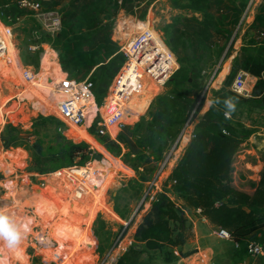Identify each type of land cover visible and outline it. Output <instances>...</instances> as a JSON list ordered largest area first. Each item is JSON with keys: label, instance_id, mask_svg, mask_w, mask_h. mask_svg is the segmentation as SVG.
<instances>
[{"label": "rangeland", "instance_id": "rangeland-1", "mask_svg": "<svg viewBox=\"0 0 264 264\" xmlns=\"http://www.w3.org/2000/svg\"><path fill=\"white\" fill-rule=\"evenodd\" d=\"M43 1V7L48 8L50 2ZM91 1L89 0V3ZM20 2L21 0H2L0 10H7L4 23L12 30L20 50L23 66H31L30 62L35 58L38 50L41 51L40 58L42 59L47 46L52 47L60 57L61 52L57 50L53 42L56 36L64 30L65 22L68 21L64 20V16L66 14L75 16L77 9L83 3H78L79 0L78 2L66 1L56 10H51L57 11L62 21L61 30L53 34L43 28L35 11L21 7ZM125 2L126 0H118L117 7L114 6L115 10L110 12V16L112 15L110 20L103 21L97 26V28L103 27L99 33L108 36L118 47V52L113 56L119 59L117 73L113 77L111 75L102 78L100 70L107 67L109 63L107 61L99 66L90 67L89 72H82L77 77H71L76 81L81 78V81L92 82L99 105H103L111 95L113 86L126 64L123 47L133 41L138 34L149 29L161 38L164 43L159 41L162 51L166 55L168 51L171 52L177 63L175 64L172 58L173 65H176L174 75L180 69V64L178 56L168 45L173 24L176 19L182 18L176 27L177 32L187 35L195 30V27H192L193 24L185 20L191 19L194 13L174 7L171 0H132L131 4H125ZM196 16L200 17V15ZM258 18L259 21H257ZM71 30L68 28V31ZM92 33H95V30ZM248 33L254 36L255 42H264V0H250L247 8L240 15L232 38L229 41L221 39L219 47H212L213 54L221 48L224 51L220 57L213 55L215 59L213 63H216V66L213 70H209L210 76L203 72L199 86L187 85L183 88L185 92H188L186 95H189V101L185 100L188 110L184 125L192 121L187 131L188 134L193 133L199 127L205 128L206 115L213 107L207 101L218 97L215 92H221L223 95L221 89L231 70V62L241 51L243 36ZM32 46L38 49L32 51L30 50ZM95 49L96 46L92 48V51ZM84 51L90 52V49L86 47ZM51 57L55 55L49 51L43 58L44 69L41 70L42 74L37 83L27 87V89H33L37 96L21 93V97H27V99L16 114H10L8 111L13 109L14 101L8 103L6 107L5 104L25 88V84L19 79L10 81L7 77L0 76L1 140L4 142L5 138L8 141L16 139L14 140L15 146L8 149L11 152L7 154L11 157L10 164L15 168V172L0 168V205H6L8 212L22 226H26L24 239L17 248L10 250L0 245V264H115L119 257L131 247L140 245L135 241V235L143 217L151 207L149 202L162 191V185L189 145L188 138L185 139L184 144L180 141L186 126H183L175 142L167 145L162 161L156 162L150 156L151 151L149 150L140 157L129 156L125 148L120 156L112 155L84 128L69 129L54 115L56 109L43 97L44 86L47 87L46 93H50L53 86V83L45 85V80L49 81L54 78L59 80V75L52 74L49 70L53 65L57 66L54 67L55 69L59 66L52 61L49 62ZM213 66L209 62L203 67L209 69ZM212 71H214L213 74ZM167 83L160 88L148 78L144 79L143 90L129 101L136 105L140 115L139 118L133 119L135 122L131 127H135L138 123L146 124L150 119L149 107L152 101L173 89V86ZM36 86H40L39 92L35 91ZM132 90L136 89L132 88ZM47 100L55 106L53 103L55 100L50 98ZM190 101H193L192 105L189 104ZM196 102H198L197 106ZM200 104H202V109L197 111ZM6 113L9 114V118L4 116L2 119ZM263 115L261 110L246 107L239 109L236 105L235 116H233L234 121H240L248 128H251L252 124L257 125V128H253L254 134L241 145L234 165V186L247 193L254 191L264 167ZM41 118L47 119V123L43 125L46 127L35 128L36 121ZM142 118H146L145 121ZM5 120L7 122L2 125ZM58 127L68 139L76 143H86L91 151L102 154L103 159L97 161L92 158L85 166H74L60 172L41 175L39 171L47 163L38 162L39 159L35 156L33 146L35 143H40L44 150L48 151L56 143L54 131ZM121 130L122 128L112 130L110 137L115 139ZM110 157L118 161L113 162ZM104 161L111 163L105 166V172H110L109 177L105 182L98 184V188H95L96 185L94 190L93 187H87V190H90L89 194L77 199L75 192H79L77 190L81 189L82 184L78 185L77 180L74 181L70 169L88 166L90 170L92 168L97 170L101 168L97 163ZM74 174L81 177L80 172ZM10 181L17 182L12 191L6 188L7 182ZM142 181L148 182L143 184ZM175 202L183 207L193 224L191 238L181 246L168 248V251H172L177 258L175 262L166 263L165 252L162 250H149L140 256L139 264H264L262 258L254 259L243 251L233 252V243L220 239L216 234L218 228L211 225L201 213L184 206L178 200Z\"/></svg>", "mask_w": 264, "mask_h": 264}, {"label": "trees", "instance_id": "trees-1", "mask_svg": "<svg viewBox=\"0 0 264 264\" xmlns=\"http://www.w3.org/2000/svg\"><path fill=\"white\" fill-rule=\"evenodd\" d=\"M66 1L78 2L48 0L49 7L45 9L56 10ZM171 1L174 7L194 13L191 19L185 20L195 27L193 33L185 35L176 30L182 18L176 19L173 24L168 45L178 56L180 64V69L167 83L173 86V89L152 101L149 107L150 119L146 124L138 123L135 127H125L115 139L109 135H101L96 127L89 130V134L112 155L120 156L125 148L129 156L140 157L149 150L150 156L156 162L162 161L167 145L175 142L187 124L184 125V118L188 110L186 102L189 101V95H186L188 92L183 88L187 85L199 86L203 72L210 76L209 70L216 66V63H213V55L220 57L224 51L221 48L213 54L212 47H219L221 39L229 41L232 38L240 15L250 0ZM131 2L132 0H126L125 4ZM78 3L83 5L77 9L75 16H64V20L68 21L53 42L61 52L59 61L62 69L70 78L77 77L82 72H89L90 67L109 61L107 67L101 68L104 66L102 65L99 68L102 78L111 75L113 77L119 69V59H115L117 56L113 57L118 52V47L108 36L99 33L103 27L97 26L110 20V12L115 10L114 6L117 7L118 0H92L91 3L89 0H79ZM6 11L0 10L3 21ZM68 28L72 30L68 31ZM93 30L95 33H92ZM95 46L96 49L92 51ZM86 47L90 52L84 51ZM40 55L41 51L38 50L30 62L36 69L40 68ZM209 62L214 66L205 69L203 66ZM110 65L112 67H109ZM240 71L248 72L257 79L252 98H242L231 90L232 83ZM221 90L223 95L221 92H215L217 98L222 100L232 96L237 101V108L258 109L264 113V42H255L251 33L243 36V47L232 60L231 70ZM94 94L97 100L95 91ZM189 104L192 105L193 101ZM197 104L198 102L196 106ZM201 105L197 111H201ZM223 112V104L213 106L206 115L205 128L199 127L194 131L195 137L189 142L169 178L162 185V191L149 202L151 207L135 235V241L140 245L131 247L115 264H139L140 256L149 250L164 251L166 263L177 260L168 248L185 244L191 238L193 224L183 207L176 204V200L186 207L200 210L202 216L212 225L229 232L235 253L243 251L248 255V242H264V167L253 193L244 192L234 186L236 157L243 142L254 134L253 128H257V125L252 124L251 128H248L242 122L234 121L235 112L232 113L231 119L225 118ZM145 119L142 118L144 121ZM45 123L47 119L41 118L36 121L34 127L45 128ZM54 134L56 143L48 151H45L40 143L33 146L38 162L47 163L40 169L41 175L74 166H85L92 158L97 161L103 159L102 154L91 151L86 143H76L68 139L59 127L55 129ZM14 140L8 141L5 138L4 147L10 149L15 146ZM109 165L111 164L106 166ZM146 182L148 181H142L143 184ZM235 244H238L239 248H236Z\"/></svg>", "mask_w": 264, "mask_h": 264}, {"label": "built area", "instance_id": "built-area-1", "mask_svg": "<svg viewBox=\"0 0 264 264\" xmlns=\"http://www.w3.org/2000/svg\"><path fill=\"white\" fill-rule=\"evenodd\" d=\"M43 2V0H21L20 4L23 8H29L35 11L36 17L41 21L43 28L54 34L56 31L61 30L62 21L58 12L46 10L43 7ZM159 41L164 44L161 38L154 34V31L145 29L133 41L123 47V52L127 60L126 64L113 86L111 95L103 105H99L94 94L93 83L71 79L63 71L59 57L52 47L47 46L45 48L46 50L42 56L39 69L33 66H23L20 50L18 44L15 42L12 30L4 23L0 15V76L7 77L10 81L19 79L25 84V88L13 96L11 100L7 101L5 107L8 103L14 101L15 105L13 109L8 110L10 111L9 113L16 114L21 109L22 103L27 97L22 98L20 94L26 91L28 86H34L37 83L41 76L43 58L51 51L52 54H55V57H51V61L59 65L60 72L63 74V77L59 81L54 78L52 80L49 79V81L45 80L44 83L45 85L53 83L52 93L56 97V113L54 115L69 129L75 127L84 128L89 133L92 127H96V130L101 135L110 136L112 130H120L121 128L132 126L135 122L133 119L136 117L139 118L138 108H136V105L129 103V101L135 93L143 90L145 78H148L154 85L161 88L173 75L176 69V65L172 64V58L174 59V56L169 51L166 55L162 51ZM37 49L38 47L35 46L30 47L32 51H36ZM175 64H177L176 61ZM132 78L137 81L135 93L128 88ZM253 79L252 75L248 72L240 71L232 83L231 90L242 98H252L255 86ZM11 83L13 84V82ZM46 88L44 86L43 95L50 98V93H46L45 91ZM42 110L46 112L45 109ZM4 116L9 118V114L7 113L2 116V119ZM5 122L7 121H3L2 125H5L3 124ZM191 122V120L187 122L182 132L180 137L181 144L186 137L188 138V142L195 137L194 132L190 134L187 132ZM10 152L4 147L0 136V168H6L8 172H15V168L10 164L9 159L11 157L7 156ZM78 169H80V172L83 169H86V171L81 172L84 177L81 180V189L77 190L79 192H75L77 199H81L83 195L89 194L90 190H87L88 184L92 185L95 181L105 180L107 177L106 174H108L103 171H96L94 180L90 178L91 170L88 166ZM70 170L72 173L73 170ZM16 185V181H10L7 182L6 188L12 191ZM78 193L81 194L78 195ZM198 212L201 211L198 210ZM216 234L222 240L232 241L230 233L226 230L218 229ZM235 246L239 248L238 244H235ZM247 252L254 259L264 258V242H248Z\"/></svg>", "mask_w": 264, "mask_h": 264}, {"label": "clouds", "instance_id": "clouds-1", "mask_svg": "<svg viewBox=\"0 0 264 264\" xmlns=\"http://www.w3.org/2000/svg\"><path fill=\"white\" fill-rule=\"evenodd\" d=\"M209 105L223 104L225 118H230L232 113L236 110V99L232 96H227L222 100L220 98H214L208 100ZM26 226H22L16 218L10 214L6 205H0V245L8 249L17 248L25 236Z\"/></svg>", "mask_w": 264, "mask_h": 264}, {"label": "bare ground", "instance_id": "bare-ground-1", "mask_svg": "<svg viewBox=\"0 0 264 264\" xmlns=\"http://www.w3.org/2000/svg\"><path fill=\"white\" fill-rule=\"evenodd\" d=\"M55 55V54H54ZM49 62H51V58L49 59ZM172 64H173V62H172ZM54 67H57V66H55V65H53V67H51L49 70H51V72H52V74H58L59 76H58V79L60 80V78L61 77H63V74H61V72H60V68H59V66H58V68H54ZM44 69V66L42 65V68H41V70H43ZM41 74H42V72H41ZM58 80V81H59ZM137 81L134 79V78H132V80H131V84L130 85H128V88L130 89V91H133L134 93L136 92V91H134V90H132V88H137V87H135V83H136ZM126 84H128V82H126ZM40 86H36V88H35V91H37V92H39L40 91ZM42 88V87H41ZM51 92H50V94H49V97H50V99L51 100H55L53 103H55L56 104V97H55V95L52 93V91H53V87H52V89L50 90ZM25 93H27V95L28 96H37V94L33 91V89H27V91H24ZM41 93V92H40ZM135 94H137V93H135ZM44 98H45V100H46V102L48 103V104H50L52 107H54L55 109H56V105L54 106L52 103H50L49 102V100H47V97L44 95L43 96ZM42 98V97H41ZM138 116V115H137ZM80 130H82V129H80ZM185 139H187V137L185 138ZM185 139H184V141H183V144H184V142H185ZM109 157V156H108ZM111 158V157H110ZM112 159V158H111ZM112 161L114 162V161H118V160H113L112 159ZM98 164V167H101L100 169H91V172H90V170H89V172H90V178L91 179H94L95 180V177H94V174H96V171H103V172H105V166L106 165H108V164H111L110 163V161L108 162V163H106V162H104L103 164L102 163H97ZM104 167V168H103ZM73 170V172H72V178L74 179V181H76L77 180V183H78V185H80L81 184V180H82V178L84 177V175H83V173H81V172H83V171H86V169H83V170H81V172H80V169H78V168H73L72 169ZM76 172H80L81 173V177H79V176H77V175H75L74 173H76ZM107 175V177H109V175H110V172H108V174H106ZM74 176V177H73ZM107 177H106V179H107ZM106 179L105 180H100V181H95V183H92V185H87V187H89L90 188V186H91V188L94 186H96L95 188H98V184H100L102 181L103 182H105L106 181Z\"/></svg>", "mask_w": 264, "mask_h": 264}, {"label": "crops", "instance_id": "crops-1", "mask_svg": "<svg viewBox=\"0 0 264 264\" xmlns=\"http://www.w3.org/2000/svg\"><path fill=\"white\" fill-rule=\"evenodd\" d=\"M231 63H232V62H231ZM252 77H253V76H252ZM253 78H254V79H253V82H254V85H255L257 79H256L255 77H253ZM171 172H172V170H171ZM170 174H171V173H170ZM169 176H170V175H169ZM169 176H168V178H169ZM168 178H167V179H168ZM258 183H259V181H258ZM258 183H257V184H258ZM252 193H253V192H252ZM250 194H251V193H250ZM149 204H150V203H149ZM196 211H197V210H196ZM197 212H198V211H197ZM199 213H201V212H199ZM207 221H208V220H207ZM208 222H209V221H208ZM209 223H210V222H209ZM210 224H211V223H210ZM211 225H212V224H211ZM213 226H214V225H213ZM84 229H85V228H84ZM259 259H260V258H259Z\"/></svg>", "mask_w": 264, "mask_h": 264}]
</instances>
